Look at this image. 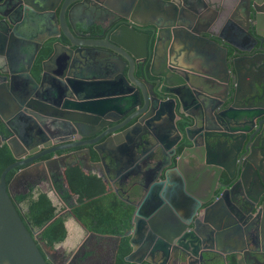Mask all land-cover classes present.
Returning a JSON list of instances; mask_svg holds the SVG:
<instances>
[{"label":"water","instance_id":"1","mask_svg":"<svg viewBox=\"0 0 264 264\" xmlns=\"http://www.w3.org/2000/svg\"><path fill=\"white\" fill-rule=\"evenodd\" d=\"M6 1L0 0V98H4V88L8 94L5 96V109L0 107V120L8 135H0V145L6 143L16 161L0 173V264H50L51 255L37 233L27 228L18 212L17 192L14 190L39 165L50 170L53 164L60 173L61 167L70 164H57L64 159L57 156V152L84 145L91 146L85 148L88 160L94 165L101 163L107 167L105 174L109 179L105 181L115 185L117 180L113 182L110 172L115 175L118 169L127 170L130 165L136 167L138 162L154 159L156 154L163 158L135 182L128 183L127 180L125 195L120 191L133 211L130 226L124 229L123 234L113 236L112 264L121 237H128L132 249L125 259L141 262L143 258L136 260L133 255L142 245L141 232H147L148 228L152 230L153 237H157L152 245L168 251V259L169 252L182 243L183 230L192 218V211L185 207L189 203H184L190 199L200 206L211 203L203 210V216L210 214L217 205L224 208L226 212L220 216L224 225L218 233L223 239H236L240 233L238 240L242 242L238 250L236 247L231 249L236 255L235 264H264V118H261L264 115V89L251 73L254 69L252 64L259 60L257 58L264 59V8L258 0H231V4H226V0H156L155 4L150 0H119V7L126 12L118 6L106 4L107 0H96L94 14L111 12L116 25L90 26L88 34L84 32L88 26H80L82 30L77 26H54L56 31L53 30L39 46L49 43L50 55L41 70L34 73L29 72L31 65L27 72L9 68L17 59L18 46H11L14 43L7 40L8 36V39L27 37L32 31L29 32L25 26H16L12 15L15 10L4 9ZM13 1L19 8L28 4V0ZM87 2L71 0L62 5L58 15L55 8L52 9L55 24L59 19L65 22L73 16L77 18L79 12L85 10ZM222 3L228 7V12L211 10L212 6L215 9L222 7ZM103 6H108L109 11ZM37 9L44 11L41 7ZM147 14L156 15L158 21L135 19L136 16L147 17ZM222 26L230 37L228 29L239 27L237 35L233 34L232 39H228L222 32ZM7 32L8 36L5 35ZM61 33L68 39V44L60 40ZM80 36L87 42L74 41ZM150 41L154 43L151 48ZM12 48L17 51L13 55ZM189 49H215L217 59L200 72L182 61V56ZM92 51L107 56L109 65L105 69L108 77L93 76L92 81L79 80L78 89L71 85L76 98L62 106L33 94L35 89L44 87L46 81L65 76L69 66L79 72L88 70L87 56ZM46 62L50 66L48 70ZM136 64L142 77L149 79L145 80L148 91L135 75ZM156 64L161 66V72L154 70ZM261 65H264V60ZM147 69L155 79L149 78ZM65 79L70 81L67 77ZM18 82L20 88L16 91L14 85ZM246 88L249 90L246 95L253 94L246 99L247 105L243 101L237 106L232 105V101ZM221 90L224 95L219 94ZM200 92H203L206 102L193 99L192 93ZM216 99L227 100V105H231L219 109L214 105ZM187 103L201 108V114L189 112ZM165 114H169L172 120L178 116V123H172L178 133L175 142L167 141L158 133L155 121ZM121 119V123L109 126ZM53 127L58 130L56 134L51 132ZM78 132L83 137L99 133L89 140L77 141L74 135ZM214 137L225 139L224 152L210 149L209 144ZM41 144L46 150L38 152ZM81 151L83 149L67 152L63 157ZM52 153L53 156L43 158ZM92 156L96 158L92 159ZM107 157L110 160L107 161ZM166 165L169 166L166 168ZM183 165L192 167L191 175L199 176L200 181L202 179L203 189L207 188L204 195L192 193L194 198L184 200V189L190 192L189 185L193 180L183 170ZM19 166L24 167L7 181V173ZM212 188L219 189L217 194H213ZM116 192L119 194V189ZM172 194H175L178 204L170 199ZM235 229L237 231L232 232ZM86 232L88 235L98 234ZM227 232L232 234L229 238L225 234ZM217 234L212 237L204 234L200 239L203 243L211 242L215 237L218 239ZM179 246L180 249H175L179 251L177 258L183 259L185 251ZM191 247V250H197L196 245L191 244ZM204 249L213 252L212 248ZM200 256L203 258L202 253ZM145 260L156 264L150 257Z\"/></svg>","mask_w":264,"mask_h":264},{"label":"flooded vegetation","instance_id":"2","mask_svg":"<svg viewBox=\"0 0 264 264\" xmlns=\"http://www.w3.org/2000/svg\"><path fill=\"white\" fill-rule=\"evenodd\" d=\"M69 1H71V0H28V4H25L24 8H19V7H15V5H14L15 1L7 0L5 3L4 9L9 10L10 12L13 9L15 10V12L12 15L14 17V21H16V23H15L16 26H25L26 28L28 27L30 29L29 32L32 31L30 34L34 33L32 35V37L28 36V37H22V38L17 37V39H15V38L14 39H12V38L8 39L10 36H8L9 32H7L5 34L6 36H8L7 40L14 43V45L12 44L11 46H13V47L18 46L20 48V46L22 45V46L27 47V46H31V45H28V43L31 42L32 49H33L32 53L35 54L36 49L39 48V46L41 45L40 43H42V41L48 35L52 34V31H53L52 29L47 28L44 35L38 36L37 33L35 34V32H34L35 27L41 26V23L39 24V21L41 19L38 18V16H42V15H45V17H46V18L43 17V20L45 21L44 24L46 23V26H77L78 27L77 29L81 28L80 26H82L84 28L86 26H88L87 27L88 30H84V32H86V33L89 32V29L92 28L90 26H115L117 23L116 18L112 15L111 12H105L104 14H101V12H98V13L94 14L93 10H95V6L93 4H95L97 1L96 0H88L89 2H87V6H86L85 10H83V11L81 10L79 12L77 18L75 16H73L70 21H65V22L64 21L61 22V19H59L58 24H55V22L52 18L53 15H52L51 10L55 8L54 12L58 15V14H60V11H61L60 9H61L62 5L63 4L66 5ZM155 2H157V1L156 0H150V3H152V4H155ZM258 3H259V5H261L264 8V0H258ZM106 4H110V5L115 6V7L118 6V8L121 11L126 12L125 9H121L119 7L120 6L119 0H107ZM226 4H231V0H226ZM39 7L44 8L43 9L44 11H38L37 8H39ZM103 8L105 10L109 11L108 6H103ZM4 9H2V10L4 11ZM211 10H216V12H218V13H225L226 11L227 12L229 11L228 7L226 5H224L223 3H222V7H218L215 9V6H212ZM147 15H148L147 17H143V16L137 17L136 16L135 19L137 18L138 20L144 19V20L158 21V19L155 17L156 15H154V14L153 15L147 14ZM48 18L51 21L48 20ZM42 26H44V25H42ZM137 26H140V25H137ZM77 29H75V30H77ZM81 30H82V28H81ZM237 30H239V27H237V29H236V27L235 28L232 27V29L231 28L228 29V34H230L231 37L233 34L237 35ZM35 31H37V30H35ZM54 31H56V30H54ZM263 31H264V29H263ZM222 32H225L223 29V26H222ZM224 34L227 35L226 32ZM1 36H3V35H1ZM34 36L37 37L36 41H33ZM241 36H240V38H241ZM60 37H61L60 40L64 44H68V39L65 37V35L63 33L60 34ZM231 37L228 36V39H232ZM74 41L79 42V43L82 41L87 42L82 36H80V38L78 37V39H74ZM153 44H154L153 41H150L149 45H153ZM160 44L167 45L168 43L160 42ZM44 46L43 47L41 46L39 48V51L36 54L34 59L32 58L33 57L32 53L27 57L22 56V54H18V56H17V54H16L17 59L15 61L13 60V62L11 63V67L9 66V68L12 69L13 71L25 70V72H27L29 66L31 65V68L29 70L30 73H32L33 71L35 72L37 66H40V69H39V71H40L43 62L50 55V53H49L46 57L39 59L38 56L40 55L41 51L45 48ZM19 48H18V52H19ZM12 50H13L11 52L12 55L17 52V51L14 52L15 51L14 48H12ZM191 51L192 50H190V49L188 50V52L186 51L185 56H182L183 57L182 61L189 68L198 70L200 72L205 71L207 68L206 66L209 63L215 62L217 59V50H215V49L211 50V51H206V50L196 51L197 56L200 58V61L198 60V58H196V60L194 61V62H198L200 64V65H197V64H194V62H193V56H192V54H190ZM101 53L102 52L98 53V52L92 51L88 54V56H87L88 60L86 61V63H88L86 65H88V67H89L88 70H84L82 72H79L78 70L73 69L72 67L69 66V69L66 71L65 76H61V79L55 80L53 78V81L52 80L46 81L44 83L45 84L44 87L35 89L33 94L34 95L39 94L42 98H44L45 101H48L50 103H54L58 106H62L63 104L68 103V102H73L75 100L76 96L73 92L74 90L73 91L71 90V85H72V88L78 89L77 82H80L79 80H81V81H92L91 78L93 76H96V78H100V77L105 78V77L109 76V75H107L108 71H106V69H105V66L108 64L109 60L105 54H103V53L101 54ZM257 59H259V60H256L254 62V64H252V68H254V69H252L251 73H253V76L256 79V81L259 80V83H261L262 89H264V65H261L263 63L264 59H261V58H257ZM178 61L180 62V60H178ZM164 62H166V61H164ZM249 64H251V63H249ZM45 66H46L47 70L50 68V66L47 62L45 63ZM91 66H94V67L91 68ZM148 66H149V64H148ZM148 66H146V68H148ZM139 68L140 67H138L136 64L135 75L139 80H141V84L144 85L146 91H148L149 89L147 86V82L145 80H149V79L145 76L142 77V74H141V71ZM154 70L157 72H161L162 68L159 64H156V65H154ZM146 72H148L149 78L151 80L155 79V76L153 77L150 75L148 69L146 70ZM49 73H51V71ZM66 77L69 78L70 81H66V79H65ZM88 79H90V80H88ZM83 84L86 85V83H83ZM17 85H20L19 82L16 83V85H14V88L16 89V91L18 90V88H20ZM242 90H243V92L241 93V95L239 97H237V99H234L232 101V105L237 106L238 103L241 101H243L244 104L247 105L245 103L246 99H249L250 96L253 94L246 95L249 92V90L247 88L242 89ZM259 91H260V88H259ZM255 92H257V91H255ZM219 94L224 95L223 90L219 91ZM192 96H193V99H197V98L199 100L204 99L203 92L192 93ZM204 101L206 102L207 100L204 99ZM252 101L254 102V100H252ZM249 102L252 103L251 101H249ZM214 105H217V108L221 109L222 107H224V108L229 107L231 104L227 105V100L226 101L217 100V102L214 103ZM186 108L190 110L189 112H192L194 114H201V112H202L201 108H198L193 103H190V104L187 103ZM54 109H56V107H54ZM209 112L212 115V111L209 110ZM259 112H261V111H259ZM127 115L124 117V119L127 117ZM167 117H168L167 120H170V121L172 120V119H170L169 116H167ZM261 118H264V115H262ZM111 121H113V120H111ZM122 121H123V119H121L119 121H113V122H111V124H109V126L117 125V124L121 123ZM172 123L170 124L168 121V126L173 131V138H171V140L173 142H175L178 138V133H177L175 127L173 126L174 124H172ZM73 126H75V125H73ZM55 128L56 127H53L54 130L51 131L53 134H56L58 132L57 128L56 129ZM88 131H90V129H88ZM189 131H190V135H192V133H193L192 128ZM89 133H91V132H89ZM98 133L99 132H97L93 135H87L86 137H83V136H81L80 132H78L74 135V138L77 141H80V140L85 141V140H89L90 138L98 135ZM219 135L220 134H218V136ZM54 136H56V135H54ZM31 140H32V138H31ZM88 146H90V145L77 146L76 148H73V149H68L65 151L64 150L58 151L57 156L62 157L64 159L61 162L57 161V164H59V165H61V163H65V164L68 163L69 164L70 163L69 161H71L73 158H75V156L77 154H73V155L65 158V157H63L64 153L73 152L74 150H77V149L78 150L83 149V151L81 153L84 154L85 148ZM209 147H210V149H212L215 152L217 151L219 153H222L226 150L225 139L223 137H220V138L214 137L212 139V143L209 144ZM44 150H46V149L43 147L38 152H42ZM180 150H181V148H180ZM51 156H53V153L47 154L43 158L46 159V158L51 157ZM85 159H87V163L89 162L90 164H93L91 161L88 160V157L86 156V154H85ZM106 160L108 161V160H110V158L107 157ZM98 165L102 166V167H100V169L103 171V173H105L107 167L100 165V164H98ZM39 166H42V165H39ZM94 166H97V165L95 164ZM22 167H24V166H22ZM50 167L53 168V167H55V165L51 164ZM140 170H141L140 165H139V168H137V169H135L134 167H132L130 165L127 168V170H125V169L119 170L118 169V171H117L118 174L115 173V175H113L112 172H110L113 182H114V180L115 181L117 180V181H116V185L115 184L109 185V191H115L116 192V190L119 189V194L117 192L116 193L118 194L120 199L123 200L125 205L128 207H130V204L127 203L125 197L123 198L120 195V191H121L122 195H125L124 193L127 190L126 189V183H127L129 176L131 174H136ZM179 177L182 178V175L179 174ZM52 178L54 179L53 182H55L56 180L59 179L56 176H54ZM32 182H33V180H31V179L30 180L28 179V181L21 180V182L18 184L19 186H17L14 191L17 192V194L24 193L26 191V188H27V191L29 190V188H31ZM34 187H36V186H34ZM189 187L192 189V187L190 185H189ZM212 189H214L213 194H217V192L219 191V189H215V188H212ZM199 191H201V192H199ZM205 191H207V188L206 189H198L197 192L196 191L192 192V190L189 192L188 190L184 189V195H183L184 200H186L187 197L194 198V195L192 193L204 195ZM179 192H180V190H178V193ZM17 194H15V195H17ZM185 195H186V197H185ZM170 199L175 204H178V201L175 198V194H172L170 196ZM186 202H188L189 204H186L185 207H188L187 209L190 212L192 211V218H191V220L187 221V226L184 228V230L182 228V230L185 234L183 235V238L181 239L182 243H179V244L181 245V248L185 251V254H183V257H182L183 259L177 258V256L179 255V251H177L175 249H180L179 244L177 245V247H179V248H173V250L171 252H169L170 254H169V257L167 259L168 251L164 252L165 249L163 251L162 247L161 248H157V247L155 248L152 245V241L153 240L155 241V239L157 237L156 236L153 237V235L150 233L152 230H150L149 228H148L147 232L142 231L140 234L141 235L140 239H142V245H140L137 248V250L134 251V255H133L134 259L141 260L143 258L141 260V262H142V261H147V260H145L146 257H150L154 262H156V264H235L236 255L233 251H231V249L236 247V249L238 250L239 249L238 246H240L242 242H241V240H238V237H240V233L237 234L236 239L235 238H230V239L224 238L223 239V236L220 235V233H218L219 229L224 225V222L222 223V221L220 220L221 219L220 216L226 212L224 210V208L217 205L212 209L210 214L203 216V210L207 206H209V204H211V203L202 204L200 206L197 203H194V201L191 199L186 200L184 203H186ZM191 202H192V206L190 205ZM195 208H196V211H195ZM234 210L236 211L238 209L234 208ZM183 213L185 215V213H186L185 210ZM195 228L198 229V232L195 231ZM241 228H242V226H241ZM233 231H237V229L232 230V232ZM90 232H93V231H90ZM123 233H124V231L118 235H121ZM204 234L207 236L211 235V237H212V235L217 234V237L219 240L218 239L216 240V237H215L213 241H211V242L205 241L203 243L200 238ZM225 234L228 236V238L232 235L231 232L230 233L227 232ZM105 236H111V237H105ZM113 236H116V235L99 234L98 233V234H94V235H88L87 237L85 236L86 237L85 242L82 243L84 238H85L84 237L73 249H71L69 251V253L67 251H65L64 248H61V247L52 248V249L49 248L50 250L46 249V251H48V254L51 255V257H52V260H50L49 263H52V264H112L114 247H115V238ZM145 239L148 241H146ZM191 244L197 246L196 251L191 250V249H193L191 247ZM158 246L160 247V245H158ZM174 246H176L175 243H174ZM184 246H186L189 249H186ZM204 248H212L213 252L209 253ZM226 250H228L227 251L228 253L225 252ZM131 251H132V249L130 250L129 253H131ZM200 253H202L203 258H201ZM210 259H213V260L210 261ZM228 260H230V261H228ZM147 262H149V261H147ZM114 264H115V261H114ZM246 264H249V263L247 262Z\"/></svg>","mask_w":264,"mask_h":264},{"label":"trees","instance_id":"3","mask_svg":"<svg viewBox=\"0 0 264 264\" xmlns=\"http://www.w3.org/2000/svg\"><path fill=\"white\" fill-rule=\"evenodd\" d=\"M49 53L50 44L47 43L38 57L42 59ZM39 69L40 66H37L36 71ZM0 135H8L1 120ZM14 161L16 159L6 143L0 145V173ZM21 167L10 170L6 180L9 181ZM54 186L60 199L66 203L64 206L69 209L63 211L64 207L58 208L45 191L39 189L35 193L34 186H31L25 193L15 195L22 220L29 230L37 233L46 249H51L55 244L65 241L67 237L65 222L69 217L74 218L86 231L99 234L118 235L130 226L132 207L126 206L115 191H108V185L101 177L83 170L79 162L67 165L63 171V179L56 180ZM72 194L77 195L74 205L69 202ZM130 250L128 237H122L115 264H150L147 261L130 262L126 260L125 257Z\"/></svg>","mask_w":264,"mask_h":264},{"label":"crops","instance_id":"4","mask_svg":"<svg viewBox=\"0 0 264 264\" xmlns=\"http://www.w3.org/2000/svg\"><path fill=\"white\" fill-rule=\"evenodd\" d=\"M43 14V13H42ZM43 17H45V15H42V16H38V18H40L41 20L39 21V24L41 23V26H36L35 27V29H34V32H35V34L37 33L38 34V36H42V35H44V33L46 32V29L48 28H50V29H52V30H54L55 29V27L54 26H46V23L44 24V20H43ZM46 18V17H45ZM43 20V21H42ZM48 20H50L49 18H48ZM51 21V20H50ZM53 24V23H52ZM42 25H44V26H42ZM35 30H37V31H35ZM34 33H32V34H30V33H28V35H27V37L28 36H30V37H32V35H33ZM36 39H37V37L36 36H34L33 37V41H36ZM28 45H31V46H20V48H19V52H18V54H22V56H24V57H27V56H29L31 53H32V51H33V49H32V44H31V42L30 43H28ZM150 46V45H149ZM150 48H151V46H150ZM22 50V51H21ZM25 51V52H24ZM18 54H17V56H18ZM33 54V53H32ZM190 54H192V56H193V62L196 60V58H198V60L200 61V58L197 56V53H196V51H191L190 52ZM181 59V58H180ZM193 64V63H192ZM194 64H197V65H200L198 62H194ZM2 93H3V96H4V98L2 99V98H0V107L2 108V109H5V96H6V94H8V92H7V89L6 88H4L3 90H2ZM7 97V96H6ZM167 116H169V115H167V114H165V115H163L162 117H161V119L160 120H157V121H155L156 122V125H157V130H158V133H159V135L162 137V138H166V140L168 141V140H170L171 138H173V131L170 129V127L168 126V121H169V123L171 124L172 122H175L176 124L178 123L177 122V120H178V116H176V119H174L172 122L170 121V120H167ZM41 148H43V145L41 144V146H40ZM82 152V151H81ZM81 152H78V154L75 156V158H73L71 161H69L70 163L69 164H75L76 162H79L80 164H81V166H82V168H83V170H85V171H89L90 173H96L98 176H103L104 175V173H103V171L100 169V167H102V166H94L93 164H90L89 162L87 163V159H85V153L84 154H82ZM157 161H163V158H161V156H159V155H157L156 154V157H154V159H148V160H144V162L142 161H140V162H138L137 164H138V166L140 165L141 166V170L140 171H138L136 174H131L130 176H129V179H128V183L129 182H134V181H136V179L140 176V175H142V174H144V172H146V171H148V169L149 168H155V166H156V162ZM173 165V164H172ZM171 165V166H172ZM138 166L136 165V167H134L135 169H137L138 168ZM169 165H166V168L168 167ZM62 168V167H61ZM60 168V174L56 171V169H55V167H53V168H50V170L48 169V168H46L45 166H37V167H35L33 170H31L30 171V174H28V175H26L24 178H23V180L24 181H28V179L30 180H33V182H32V186L34 185V186H36L35 187V189H38V191H39V189L40 190H42V191H45V192H47L48 193V195H49V197L53 200V196H51L52 194L54 195V200H53V202L54 201H57V203H59V205H61L60 207H64V209L66 208V209H69L67 206L65 207L64 206V204H66L65 202H63L61 199H60V195H59V193H58V191L56 190V188H55V186H54V179L52 178V177H54V176H56V177H58L60 180H62L63 179V171H64V168H62L61 169ZM183 170L186 172V173H188L189 175H190V177L192 178V182H191V185L193 184V186H191L192 187V192H194V191H196L197 192V190L198 189H203L202 188V185L201 184H203V182H201L202 181V179H201V181H200V177L198 176V177H196V176H192L191 175V173H192V171H193V168L192 167H189V166H187V165H183ZM56 174V175H55ZM62 174V175H61ZM107 178H105L104 180H106ZM112 179V178H111ZM108 180V179H107ZM107 185L109 184L107 181H104ZM65 183V182H64ZM64 185H66V184H64ZM110 185V184H109ZM109 185H108V191H109ZM27 190V189H26ZM26 192V191H25ZM24 192V193H25ZM199 192H201V191H199ZM76 199H77V195L76 194H72L71 196H70V198H69V202L71 203V205H74V204H76L75 202H76ZM55 203V202H54ZM56 204V203H55ZM59 206H58V208H60ZM65 225H66V228H67V237H66V239H65V241H63V242H60L59 243V246L58 247H61V248H64V246H63V244H61V243H68L71 239H75L76 241L75 242H78L79 240L78 239H80V241L85 237V236H87L88 235V233L87 232H85L84 231V228L76 221V220H74V218H72V217H69L67 220H66V222H65ZM78 226L77 227V233L74 235L73 233H72V229H71V227L72 226ZM244 228V227H243ZM74 236H75V238H74ZM81 236V237H80Z\"/></svg>","mask_w":264,"mask_h":264},{"label":"rangeland","instance_id":"5","mask_svg":"<svg viewBox=\"0 0 264 264\" xmlns=\"http://www.w3.org/2000/svg\"><path fill=\"white\" fill-rule=\"evenodd\" d=\"M59 180V179H58ZM38 191V189H35L34 190V192L36 193ZM51 196H53V200H54V195L52 194ZM56 204H57V206H61V205H59V203H57V201H54ZM77 227L78 226H72L71 227V229H72V233L75 235L76 233H77ZM81 237V236H80ZM74 238H75V236H74ZM79 241L78 242H75L76 240L75 239H71L68 243H61V244H63V246H64V249H65V251H67L68 253H69V251L71 250V249H73L79 242H80V239H78ZM59 246V243H57V244H55L54 245V247L53 248H57ZM52 249V248H51ZM50 250V249H49Z\"/></svg>","mask_w":264,"mask_h":264},{"label":"clouds","instance_id":"6","mask_svg":"<svg viewBox=\"0 0 264 264\" xmlns=\"http://www.w3.org/2000/svg\"><path fill=\"white\" fill-rule=\"evenodd\" d=\"M92 159H94V158H92ZM98 164H100V165H102L101 163H98ZM97 163H96V165H98ZM71 165V164H70ZM99 166V165H98ZM65 168V167H64ZM93 173V172H92ZM60 174V173H59ZM96 174V173H95ZM62 175V174H61ZM99 177H101L103 180L105 179V178H107V176H106V174L104 173V175L103 176H99ZM107 179H109V178H107ZM105 181V180H104ZM109 185V184H108ZM65 210H67L66 208L63 210V211H65ZM84 231L86 232V230L84 229ZM90 232V231H89ZM58 248V247H57ZM49 250V249H48Z\"/></svg>","mask_w":264,"mask_h":264}]
</instances>
